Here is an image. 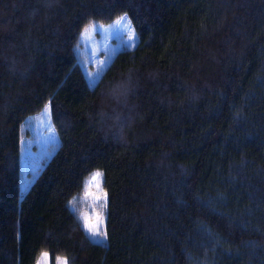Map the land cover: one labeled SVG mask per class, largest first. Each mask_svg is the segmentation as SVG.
<instances>
[{"label": "trees", "instance_id": "16d2710c", "mask_svg": "<svg viewBox=\"0 0 264 264\" xmlns=\"http://www.w3.org/2000/svg\"><path fill=\"white\" fill-rule=\"evenodd\" d=\"M139 37L92 87L82 32ZM60 146L22 196V125ZM103 173L107 241L72 208ZM80 195V196H81ZM264 264V0H0V264Z\"/></svg>", "mask_w": 264, "mask_h": 264}, {"label": "rangeland", "instance_id": "374dc122", "mask_svg": "<svg viewBox=\"0 0 264 264\" xmlns=\"http://www.w3.org/2000/svg\"><path fill=\"white\" fill-rule=\"evenodd\" d=\"M138 43L139 37L127 15L110 24L89 25L82 32L77 47L79 63L89 84L99 81L119 52L132 50ZM21 133L20 183L24 196L60 145L50 105L27 118ZM84 189L83 194L72 201V208L83 218L85 230L91 238L104 243L107 241V196L103 188L102 171L96 170L86 180ZM37 264H67V261L63 257L53 260L49 252H44Z\"/></svg>", "mask_w": 264, "mask_h": 264}, {"label": "bare ground", "instance_id": "6f19581e", "mask_svg": "<svg viewBox=\"0 0 264 264\" xmlns=\"http://www.w3.org/2000/svg\"><path fill=\"white\" fill-rule=\"evenodd\" d=\"M83 71H84V70H83ZM84 73H85V72H84ZM85 75H86V74H85ZM96 84H97V83H96ZM96 84H95V85H96ZM90 85H91L92 87L95 86V85H93V84H90ZM59 146H60V145H59ZM58 149H59V147H58ZM58 149L56 150V152L58 151ZM56 152H55V153H56ZM55 153H54V155H55ZM54 155H53V156H54ZM53 156H52V157H53ZM51 159H52V158H51ZM51 159H50V160H51ZM50 160H49V161H50ZM20 161H21V149H20ZM49 161H48V162H49ZM48 162H47V163H48ZM47 163H46V164H47ZM45 166H46V165H45ZM20 172H21V163H20ZM93 173H94V172H93ZM93 173H92V175H93ZM92 175H90V176H92ZM90 176H89V177H90ZM89 177H88V178H89ZM99 177H100V176H99ZM88 178H87V179H88ZM100 178H101V177H100ZM36 179H37V178H36ZM36 179H35V181H36ZM87 179H86V180H87ZM35 181H34V183H35ZM85 182H86V181H85ZM34 183H33V184H34ZM33 184H32V185H33ZM20 190H21V183H20ZM28 190H29V189H28ZM28 190H27V191H28ZM21 194H22V191H21Z\"/></svg>", "mask_w": 264, "mask_h": 264}, {"label": "crops", "instance_id": "0c3cea01", "mask_svg": "<svg viewBox=\"0 0 264 264\" xmlns=\"http://www.w3.org/2000/svg\"><path fill=\"white\" fill-rule=\"evenodd\" d=\"M97 83V82H96ZM96 83H94L93 85H95Z\"/></svg>", "mask_w": 264, "mask_h": 264}]
</instances>
